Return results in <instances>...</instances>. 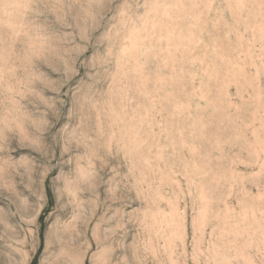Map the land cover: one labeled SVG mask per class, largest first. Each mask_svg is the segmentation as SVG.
I'll use <instances>...</instances> for the list:
<instances>
[{
	"label": "rangeland",
	"instance_id": "1",
	"mask_svg": "<svg viewBox=\"0 0 264 264\" xmlns=\"http://www.w3.org/2000/svg\"><path fill=\"white\" fill-rule=\"evenodd\" d=\"M0 264H264V0H0Z\"/></svg>",
	"mask_w": 264,
	"mask_h": 264
}]
</instances>
